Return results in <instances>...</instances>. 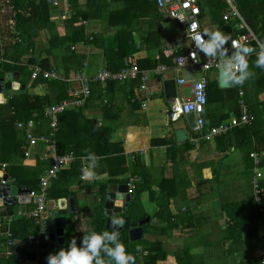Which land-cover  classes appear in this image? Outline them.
<instances>
[{
    "label": "crops",
    "instance_id": "1",
    "mask_svg": "<svg viewBox=\"0 0 264 264\" xmlns=\"http://www.w3.org/2000/svg\"><path fill=\"white\" fill-rule=\"evenodd\" d=\"M155 1L78 0L73 6L74 14L63 22L59 19L61 9H54L52 22L61 36H72L75 30L83 27L80 17L86 12L90 17L88 27L84 26L85 33L87 38L91 35L93 39L50 52L52 33L44 29L36 39L34 54L49 57L52 68L70 78L78 73L94 75L104 68L117 70L131 56L143 60L145 68L142 70L145 71L154 69L148 67L150 63L166 65L161 61L160 48L147 38L159 20ZM77 13L79 19L73 20L72 16ZM205 19L204 28L210 32ZM174 43L175 39L162 43L166 54ZM77 46L78 49L75 48ZM247 62L251 75L242 86L253 122L247 128H236L214 141L198 139L187 117L176 123L169 120L171 99L166 96L165 82L176 81L175 98L182 100L191 96L192 83L189 81L181 87L178 81L183 77L190 80L192 72L187 68L176 69L175 60V66L168 67L164 75L150 76L147 81L150 92L138 91V78L92 85L90 97L79 107L84 118L76 136H82V150L90 153L81 156L80 175L69 180L71 176L67 177L66 172L70 170V174L74 175V167L65 168L53 182L50 194L56 195L60 191L75 194L68 199L76 204L80 230L84 231L87 229L84 224L88 222L85 217L90 222L93 216L90 211L94 209L99 184L115 179L110 183L114 189L128 183L131 177L140 176L142 180L136 185L130 211L133 222L144 221L142 240L163 244V258H159L157 264H177V258L183 256L181 262L184 264H261L264 248V220L261 214V204L264 206V79L255 74L259 72H255ZM203 75L210 78L215 98V101L213 98L208 102L205 109L207 126L238 115L240 93L235 95L228 90L232 83L228 88H222L218 69L194 71L196 78ZM19 78L16 74L14 80L22 86ZM32 82L30 80L28 84L29 92L41 98L49 95L53 103L67 99L73 88L70 82L59 84L60 87L46 82L32 87ZM23 89L25 87L14 91ZM235 96L237 98L234 99ZM0 97L3 98L0 102L6 100L4 94ZM35 115L37 113L27 122L36 123V135H48L49 123L44 119L38 121ZM86 120L96 121V125L104 130L103 134L109 133L113 150L112 154L99 158L97 167L92 169L91 179L81 177L83 167L89 164L87 157L94 152L98 138L89 136L91 132ZM19 122L24 121L17 120V127ZM180 129L186 131V139L177 138L176 133ZM22 137L20 133L18 138ZM73 139L72 135L63 136L67 142ZM25 140L28 143L26 150L31 152L28 158L12 154L9 162H0V172L9 174L11 184L18 177L23 180L40 178L52 163L44 144L30 149L29 142ZM252 153H258L262 158L261 204L255 200L253 182L256 163ZM3 164H7L5 170ZM138 186L142 191L137 190ZM59 200L49 198V212L58 210ZM30 205L33 204L22 206L17 203L12 210H32L34 206ZM161 207L164 209L163 216L154 217ZM226 207L230 209L226 210ZM83 216L85 219L82 220ZM147 224L149 230L146 231Z\"/></svg>",
    "mask_w": 264,
    "mask_h": 264
},
{
    "label": "trees",
    "instance_id": "2",
    "mask_svg": "<svg viewBox=\"0 0 264 264\" xmlns=\"http://www.w3.org/2000/svg\"><path fill=\"white\" fill-rule=\"evenodd\" d=\"M10 5L13 9L14 15L13 19L15 22L14 30L15 32L11 34V40L13 41L10 44H6L3 40L2 34L0 33V79L5 77V75L9 72H13L19 74L20 78L19 81L21 82L22 86L25 89L14 92L12 95L8 97L7 100L0 102V162L6 163L10 161V156L16 154L20 158H25L26 153V146L28 143L26 142V134L25 130L19 129L15 123L17 120L27 121L33 118L34 113H37V120H47L45 116L46 109L52 105L58 104L62 101L54 103L50 99V96L47 95L46 97H39L37 95H33L28 90L29 81L32 80V73L29 69L30 65H39L43 69H51L52 64L50 63L49 57H42L40 55H35L34 50L36 48V39L39 36L40 32L44 29H49L52 33V37L50 40L51 48L48 50L50 52L53 49L59 47H68L80 42L87 41V35L85 33L84 26H80L77 30L73 32V35L70 36H61L59 32L55 29V23L52 21V10H54L45 0H9ZM78 0H73L72 5L76 3ZM156 2V1H155ZM211 8H217L220 5H223L221 8V12L219 15H216V22L219 31L231 38L239 35L240 33H245L246 30H234L235 25L238 23V19H232L228 23L223 18V13L227 8V3L225 0H200L201 7L204 12V18L207 16L208 11L206 4ZM157 7V4H156ZM158 9V8H157ZM242 16L248 23V25L252 28L255 32L257 37L264 41V0H254L250 2V4H244V8L240 9ZM80 17L79 13L77 15L72 16L73 20H78ZM87 13L85 12L80 17L81 19L89 20ZM164 21V17L159 14V20L157 22V27L154 30L149 31L147 38L152 42H155L156 45L160 48V57L161 61L165 63L168 67L175 66L174 60L178 56L185 55V49H179L178 51L170 52L166 54L164 51V44L161 42L160 36V23ZM247 47H251L254 49L252 53L248 55V61L253 66L255 74H259L261 79H264V67H258L256 61L257 57V50L258 45L257 42L253 41L251 43L244 44ZM230 48V45L226 43L224 48ZM236 51H233L234 54ZM145 61V60H144ZM143 60H138L139 66L141 69L145 68L142 64ZM125 64V63H124ZM158 62L153 64L150 63L148 67H157ZM124 66V65H123ZM122 66V67H123ZM121 67V68H122ZM147 67V68H148ZM117 70L112 71H118ZM75 76V75H74ZM73 76V77H74ZM70 78V76H68ZM72 77V78H73ZM32 87L36 86L37 84L41 83H48V84H56L60 87L59 84H69L66 81L60 80H47L43 77H40L36 80H32ZM208 85V101L214 98L213 91H212V83ZM118 83V82H112ZM140 79H137L136 87L140 86ZM111 84V82H109ZM243 88L241 85H234L228 89L232 94H238V88ZM246 99V98H245ZM215 101V98L213 99ZM225 100V99H223ZM47 105V106H46ZM263 106V113H264V102L262 103ZM83 115L81 112V108H74L71 110L66 111L61 115L60 118V127L57 132V141L64 152H74L78 159L72 164L74 167V175H71L70 170H67L66 176L69 177V180L76 179L80 175V167L82 168V161L81 156L86 155L90 152H84L82 143L83 139L82 136H78V128L80 126V121L83 119ZM206 120V119H205ZM88 128L90 129V137H97V146L95 147L94 152L91 154H95L99 158H103L108 156L109 154L113 153L112 146L110 144L109 133L105 132L102 127L96 125V121L94 120H86ZM212 126V125H211ZM248 127V126H247ZM243 127V128H247ZM22 134V138H18L19 134ZM25 134V136H24ZM72 135L73 141L67 142L63 140V136ZM63 135V136H62ZM26 145V146H25ZM103 160H100V162ZM36 177V176H35ZM40 178H32V179H20L18 177L14 180V184L19 186H30L34 189L39 187ZM111 182H115V179H111L107 183L99 184L98 185V196L94 203V214L90 219V224L87 229L83 232L80 230V223L81 221L77 219V214H70L68 217V225L65 228V236L64 241L60 245L57 251L61 249H67L69 242L75 238L77 245L80 246L81 241L84 236L88 235L92 231H95L97 234H100L104 231L113 232L116 231L114 229L109 230L107 228V222L109 220L108 217L105 216V196L107 192V188ZM140 186V185H139ZM137 188L140 192L142 191L141 188ZM144 190V188H143ZM75 195L71 191H60L56 195H53L52 192L49 196L50 199H61V198H69ZM153 198V197H151ZM155 201H157L155 199ZM231 206V205H228ZM132 209V206L129 208ZM226 210L230 209L228 207L225 208ZM164 209L163 207L160 208L154 217H162ZM131 215L129 210L123 212L122 214L115 215V220L122 219L125 221L126 217ZM40 230V226L36 224L35 220H28L22 217H16L11 224L9 225V233L1 234L0 235V252L2 247H5L7 250V244L10 240H26L28 236L36 235ZM145 230L148 229V224L145 226ZM119 233V240L125 246L126 252L131 255L134 254L138 263L142 264H157L159 258H163L162 251H163V244L161 242H149L148 240H141V241H131L130 234L128 230L122 229L120 231H116ZM141 242H144L141 244ZM108 246H111L110 242H108ZM185 255V254H184ZM101 257L105 260L106 264L107 261L110 259L106 253L101 251ZM183 257L177 258V264H184ZM0 264H20L17 260L16 254H9L7 257H0Z\"/></svg>",
    "mask_w": 264,
    "mask_h": 264
},
{
    "label": "built area",
    "instance_id": "3",
    "mask_svg": "<svg viewBox=\"0 0 264 264\" xmlns=\"http://www.w3.org/2000/svg\"><path fill=\"white\" fill-rule=\"evenodd\" d=\"M53 9H61L59 19L63 22L66 21L73 13V0H45ZM227 8L223 13L224 20L228 23L232 19H238V23L235 25L234 30H246L245 33L228 40L230 48H224V53L221 54L218 51L216 56H206L203 52L195 47V44L191 37L195 32H205L204 28V12L200 4V0H156V4L159 13L166 20L176 19L182 26L183 33L179 37L175 38L174 45L168 49L170 52L178 51L179 49H185V55L175 58L176 69L187 68L192 72V78L188 80L183 77L179 79L178 83L181 87H184L189 81L191 85V96L171 99L170 109L168 113L169 120L172 123L180 121L182 118H186L188 114L193 113L195 115V127L193 130L196 132V136L200 140L214 141L216 138L224 137L231 131L239 127H247L252 124L254 117L252 116L248 104L244 96V90L241 87L239 89L240 101H239V114L231 119L221 122L217 125L207 126L205 120V109L208 104V85L210 78L203 75L200 78L194 76V71L199 69L201 71H211L212 69L220 70L223 67L225 61L231 59L234 55L233 51H237L236 47H233V41L237 44H247L253 41L257 42L258 50L257 57L261 53V46L264 45V41H261L252 28L248 25L246 20L241 14L239 9L238 0H225ZM83 25L87 28L89 21L81 19ZM12 26L15 25L14 20H10ZM195 26L194 28L192 26ZM88 41L92 40L91 35L88 36ZM207 39V37H205ZM76 49L79 46L75 47ZM248 61V56L246 57ZM29 69L32 73V80H36L43 77L47 80H60L70 82L73 88L69 91L68 98L62 102L52 105L46 109L45 116L49 121L50 133L48 135L41 134L36 135L34 121L27 123L19 122L18 127L26 131V139L29 142V148L44 144L49 152V156L52 160L51 166L40 177L39 187L32 190L30 196L32 198L33 209L24 210L19 209L14 212L13 215H7L6 223L8 225L17 217H22L28 220H35L36 224L42 225L44 220L48 218V202L50 195V188L53 182L58 179L60 173L67 167L71 166L78 157L74 152H64L60 149L57 141V132L60 127V118L63 113L68 110L79 108L83 106L90 97L91 87L94 84L106 85L109 82H125L127 80H133L139 78L141 80L138 91L150 92L147 85V81L151 75H164L168 70L167 65H159L151 70H142L138 63V58L135 56L129 57L124 66L118 71H112L109 69H102L94 75H88L86 73H78L73 78L67 77L63 72L57 68L43 69L39 65H30ZM238 74V73H237ZM230 84V82H229ZM36 117V115H35ZM30 150L26 151L25 157H29ZM251 157L256 163V175L253 182L255 200L261 204L263 200L261 179L262 173V158L258 153H252ZM7 164H3L5 170ZM87 166L83 167V171ZM142 177H131L129 185V193L133 194L136 185L141 182ZM10 182V181H9ZM3 183H5L3 181ZM261 214L264 220V206L261 204ZM1 235V233H0ZM261 264H264V248L261 258Z\"/></svg>",
    "mask_w": 264,
    "mask_h": 264
},
{
    "label": "water",
    "instance_id": "4",
    "mask_svg": "<svg viewBox=\"0 0 264 264\" xmlns=\"http://www.w3.org/2000/svg\"><path fill=\"white\" fill-rule=\"evenodd\" d=\"M182 26L176 19L165 20L160 24V36L162 43H168L169 41L182 35ZM0 59V63H1ZM16 73L9 72L5 77L0 79V96L4 94L6 90H19L20 83L15 81ZM220 86L222 88H228L229 82H225L222 75V68L220 69ZM166 96L169 99L176 97V81L167 80L165 82ZM3 98L0 97V101ZM189 125L194 128L195 115L190 113L187 115ZM176 136L179 140L186 139V131L180 129L177 131ZM9 174L0 172V233L5 234L9 232V225L4 222L6 215H13L14 211L12 206L17 203L26 206L32 204V198L30 196L33 188L30 186H19L11 184L9 181ZM3 181L5 183H3ZM134 194L129 193V185L121 184L116 188H107L105 196V216L109 218L107 222V228L109 230L114 229L120 231L122 229L128 230L131 241H138L143 238L144 230L142 225L144 221L132 222V218L127 216L123 225H114L115 215L122 214L129 209L132 203ZM70 200V201H69ZM12 202L7 204L6 202ZM72 199L64 198L58 201V210H52L48 214V218L44 220L42 227L36 235H31L26 240H10L7 244V252H0V257H7L9 254H16L17 260L20 264H48V257L50 255V248H55V242L64 241L65 228L68 225V217L70 214H77L76 204L72 202ZM91 213L94 212L92 209ZM91 218V217H90ZM83 232V229L81 230ZM53 244V245H52ZM133 261L130 264H137V260L132 255Z\"/></svg>",
    "mask_w": 264,
    "mask_h": 264
},
{
    "label": "clouds",
    "instance_id": "5",
    "mask_svg": "<svg viewBox=\"0 0 264 264\" xmlns=\"http://www.w3.org/2000/svg\"><path fill=\"white\" fill-rule=\"evenodd\" d=\"M192 27L194 28L195 26L193 25ZM191 39L198 50L206 56L214 57L218 51L221 54H225L224 45L230 37L225 36L220 31L208 32L205 30L203 33L195 32ZM233 47H236L237 51L231 59L224 62L222 75L225 82L241 85L251 75L248 71L246 57L254 49L243 44H237L235 41H233ZM261 48V53L256 61L258 67H264V45ZM87 159L89 164L83 171L82 179L92 178V169L97 167L99 157L95 154H89ZM123 223L124 221L122 219L113 221L114 225L122 226ZM108 242H110L111 246H108ZM101 251L106 253L110 258L107 264H130L133 261V257L126 252L125 246L120 242L118 232L104 231L97 234L95 231H92L83 237L80 246L77 245L76 239L73 238L69 242L67 249L64 248L55 254H50L48 264H106L105 260L101 257Z\"/></svg>",
    "mask_w": 264,
    "mask_h": 264
},
{
    "label": "rangeland",
    "instance_id": "6",
    "mask_svg": "<svg viewBox=\"0 0 264 264\" xmlns=\"http://www.w3.org/2000/svg\"><path fill=\"white\" fill-rule=\"evenodd\" d=\"M205 1V0H204ZM254 0H238V5H239V9H243L244 8V4H250V2H253ZM256 1V0H255ZM206 4V2H204ZM223 5H220L218 6L217 8H214V9H211L207 4H206V7H207V11H208V14H207V17L205 19L206 21V27L209 29L210 32H215V31H219V29H217V22H216V15H219L220 12H221V9H219V7L221 8ZM13 15H14V12H13V9L10 5V1L9 0H0V33L2 34V37H3V40L6 42V44H10L12 43L13 41L11 40V34L15 32L14 30V26H12L10 23V20L11 18H13ZM198 76V73L196 74ZM14 92L16 91H8L6 90L4 92V97L5 99L7 100L8 97L10 95H12ZM237 98V96L234 97V99ZM33 207V205H30ZM51 205H49V207H51ZM153 210H155L153 208ZM86 219H88L87 223L84 224V226L86 228L89 227V218L85 217ZM84 216L82 218L85 219ZM144 242H141V244H143ZM1 251L2 252H6V248L5 247H2L1 248ZM138 264H141V263H138Z\"/></svg>",
    "mask_w": 264,
    "mask_h": 264
},
{
    "label": "flooded vegetation",
    "instance_id": "7",
    "mask_svg": "<svg viewBox=\"0 0 264 264\" xmlns=\"http://www.w3.org/2000/svg\"><path fill=\"white\" fill-rule=\"evenodd\" d=\"M127 184H128V183H127ZM133 194H134V193H133ZM130 206H131V204H130ZM129 208H130V207H129ZM93 210H94V209H93ZM127 210L130 211V209H127ZM127 210H126V211H127ZM124 212H125V211H124ZM130 212H131V211H130ZM93 214H94V212H93ZM117 215H118V214H117ZM6 216H7V215H6ZM128 216H130V217L132 218V215H128ZM114 217H115V216H114ZM91 218H92V217H91ZM91 218H90V219H91ZM77 219L79 220V216H77ZM132 222H133V218H132ZM136 222L139 223V222H141V221L138 220V221H136ZM142 227H143V225H142ZM141 240H142V239H141ZM138 241H140V240H138ZM133 242H135V241H133ZM52 245H53V244H52ZM54 245H55V248H53V247L50 248V254H55V253L58 252L57 250H58V248L60 247L61 242L59 243V242L56 241ZM7 250H8V249H7ZM6 252H7V251H6ZM132 255H134V254H131V256H132ZM134 257H135V255H134ZM135 259H136V257H135ZM137 264H138V260H137Z\"/></svg>",
    "mask_w": 264,
    "mask_h": 264
}]
</instances>
